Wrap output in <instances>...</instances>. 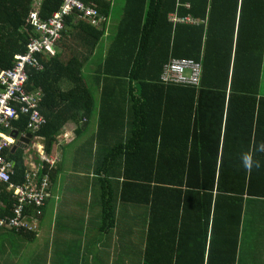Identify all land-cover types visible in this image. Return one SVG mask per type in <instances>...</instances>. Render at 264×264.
Here are the masks:
<instances>
[{"label":"trees","instance_id":"1","mask_svg":"<svg viewBox=\"0 0 264 264\" xmlns=\"http://www.w3.org/2000/svg\"><path fill=\"white\" fill-rule=\"evenodd\" d=\"M78 1L104 20L92 26L76 11L65 17L61 50L36 55L43 69L32 68L25 86L27 93L43 95L38 111L46 124L32 135L30 116H20L12 135H31L30 145L42 140L49 156L67 124L77 134L98 111L100 133L128 132L100 155L95 171L103 182L101 230L115 224L118 183L123 202L134 196V203L151 204L148 242L155 243H147L141 264H237L245 201H264V0H126L107 55L90 77L83 69L100 45L113 3ZM62 5L0 0V73L37 36L31 12L48 19ZM184 59L201 63L198 87L164 84V66ZM63 84L70 90L64 92ZM27 148L5 152L15 163L14 186L25 183ZM36 161L38 185L48 178V196L41 205H22L28 230L9 229L29 237L39 231L61 170ZM0 192L2 218L13 214L17 198L9 185L0 184Z\"/></svg>","mask_w":264,"mask_h":264},{"label":"crops","instance_id":"2","mask_svg":"<svg viewBox=\"0 0 264 264\" xmlns=\"http://www.w3.org/2000/svg\"><path fill=\"white\" fill-rule=\"evenodd\" d=\"M111 1L114 3L106 19L105 34L83 69L88 77L93 76L104 61L124 15L126 0ZM59 48L57 46V52ZM62 90L66 92L70 86L63 84ZM96 102L98 105L101 102L100 93L96 94ZM86 124L87 127L77 134V127L67 124L49 155L56 158L54 166L61 170L52 181V197L40 219L36 236L0 229V264H141L147 243H155L148 242L151 204L134 203V196L132 203L123 202L118 183L113 189L115 224L109 231L101 230L103 182L95 171L104 154L127 139L128 132L107 130L100 133L98 111ZM26 134L17 137L18 140L27 139L29 135ZM145 136L151 137L150 134ZM32 141L33 137L30 144ZM30 144L23 160L27 170L31 165H38L39 152H45L42 140L35 139ZM20 145L24 144L17 141L8 150L16 151L18 148H14ZM11 163L15 165L13 160ZM240 235L237 264H247L248 260L264 264V201H245Z\"/></svg>","mask_w":264,"mask_h":264},{"label":"built area","instance_id":"3","mask_svg":"<svg viewBox=\"0 0 264 264\" xmlns=\"http://www.w3.org/2000/svg\"><path fill=\"white\" fill-rule=\"evenodd\" d=\"M77 12L79 19L87 20L92 26H98L103 17L93 8L84 6L78 0H63L60 10L55 12L50 18L42 19L35 10L29 16V23L34 28L36 37L27 45L24 54L15 57L14 66L0 73V184L9 185L14 190L16 203L13 214L0 218V229L28 230L22 219V205L27 201H35L38 205L43 203L47 197L46 190L49 186L48 178L45 177L41 187L38 185V165H31L25 173V183L22 186L12 184L13 163L6 158L5 152L16 145L17 141L25 139H15L12 135V125L18 121L20 116H30L29 132L37 134L46 124V120L38 111L39 103L43 95L41 92L27 93L25 86L29 81V71L43 69L38 62L36 55L54 56L57 52V45L62 39L65 30V17ZM184 23L197 24L196 20L186 18ZM201 73V63L193 60H173L164 66L161 81L164 84H178L198 87ZM40 158L46 161L50 167L56 163L55 157L48 156L43 150L39 152ZM1 195V192H0Z\"/></svg>","mask_w":264,"mask_h":264},{"label":"water","instance_id":"4","mask_svg":"<svg viewBox=\"0 0 264 264\" xmlns=\"http://www.w3.org/2000/svg\"><path fill=\"white\" fill-rule=\"evenodd\" d=\"M15 139H17V136L15 135V136H13ZM32 139V136L31 135H29L28 136V138L27 139H23V140H21L20 142H22L24 145L22 146V145H20V146H16L15 148H14V150H16L17 148H27L28 147V145L30 144V140Z\"/></svg>","mask_w":264,"mask_h":264},{"label":"rangeland","instance_id":"5","mask_svg":"<svg viewBox=\"0 0 264 264\" xmlns=\"http://www.w3.org/2000/svg\"><path fill=\"white\" fill-rule=\"evenodd\" d=\"M115 1L120 2L121 0H115ZM113 3H114V2H113ZM118 5H119V3H118ZM57 46H59V44H58ZM260 94H261L262 97H264V68H263V77H262V83H261ZM40 143H41V142H40ZM36 144H39V142L37 141ZM28 153H31V150H30V152H28Z\"/></svg>","mask_w":264,"mask_h":264}]
</instances>
